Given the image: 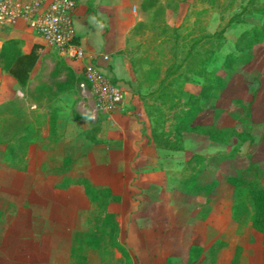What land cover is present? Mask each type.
Masks as SVG:
<instances>
[{
	"label": "rangeland",
	"instance_id": "374dc122",
	"mask_svg": "<svg viewBox=\"0 0 264 264\" xmlns=\"http://www.w3.org/2000/svg\"><path fill=\"white\" fill-rule=\"evenodd\" d=\"M115 1L117 14L113 25L119 40H126L122 52L130 62L141 57L147 40L155 39V45H159L161 40L179 34L178 42L183 46L185 40L195 41L202 39L204 33H216L221 24L236 17L217 44L203 40L212 50L207 68L216 87L201 95L204 79L181 73L187 79L183 101L197 96L199 100L195 103L196 111L187 117L186 131L180 134L184 141L182 152L167 158L181 166L183 161L196 156L194 168L188 171L186 182H179L177 170L172 168L169 173L173 180L159 188L129 193L126 189L127 198L115 205L120 212V206L139 202L137 207L144 206L141 217L156 220L154 232L145 230V236L153 238L145 247L150 260H137L119 229L111 230L106 238L110 239V247L114 240L119 243L122 234V249H115L113 255L108 254L107 246L98 245L97 239L96 245H91L95 235L85 234L88 225L86 230L75 232V254L72 256L71 251L70 259L65 246H51L46 236L58 220L59 207L82 209L80 205L85 207V203L81 201L82 189L56 190L63 174L46 176L43 166L69 156L76 163L72 176L83 177L76 172L82 168L78 156L85 152L81 147L85 140L82 129H96L102 121L107 124L104 120L108 117H100L94 100L83 97L78 85L80 72L56 78L60 59L48 51L44 54L48 58L39 62V67H44L42 88L28 87L17 95V86L8 82L1 88L0 82V264H264V202L259 195L254 196V192L264 190V13L243 12L250 0H170L177 9L164 14L159 12L167 0H158L160 8L155 12L144 11L149 0ZM158 18L162 19L160 24ZM166 25L179 30L173 34L171 29L165 30ZM159 26L160 36L156 33ZM139 67H135V85L144 78L143 71L149 69V65H144L143 70ZM130 83L125 82L128 86ZM153 85L155 88L156 83ZM123 87L125 99L132 100L130 95L135 94L131 87ZM153 87H136L143 97L139 98L145 114L151 115V137L155 130L162 135L164 120L157 123L163 111L154 102L157 98L149 95ZM66 93L71 99L67 105L64 101L57 103ZM4 100L13 102L1 105ZM60 104L61 109L64 107L59 117ZM60 134L62 141L69 142L54 149ZM10 140L18 142L16 145L23 141L27 147L22 172L5 167L6 143ZM28 173L37 178L35 183L29 180ZM93 184L105 187L104 181L96 180ZM163 205L169 214L162 213ZM89 207L91 211L92 206ZM198 209L199 219L195 218ZM79 214L80 210L77 217H71L75 225L79 223ZM97 246L100 252L94 248Z\"/></svg>",
	"mask_w": 264,
	"mask_h": 264
},
{
	"label": "crops",
	"instance_id": "0c3cea01",
	"mask_svg": "<svg viewBox=\"0 0 264 264\" xmlns=\"http://www.w3.org/2000/svg\"><path fill=\"white\" fill-rule=\"evenodd\" d=\"M76 1L77 12L75 25L79 40L86 51V61L94 63L105 75L111 78L112 81L120 86H124L128 90L129 86L125 84V82H135V69L132 61L130 62L129 59L124 58L123 45L126 40L122 38V40H119L115 25H113L117 14L116 1ZM90 8L93 9V11H90ZM138 22H140V20ZM10 38L22 40L26 52H29L32 45L35 43L43 45V40L32 33L24 23H19L13 28L2 31V33H0V47L4 40ZM28 40L29 42H27ZM43 49V54L48 52L44 47ZM39 62L32 73L31 80H34L36 72L41 70ZM64 62L72 69L75 76L80 72L81 64L78 62ZM0 82L2 85L1 88H4L3 85L8 82L17 86V95L21 93L20 90H24L18 87L17 82L11 76L1 70ZM29 86L35 88V85ZM26 88H28V86ZM124 90L125 89H123V91ZM130 96H132V100L129 101L124 98L123 103L119 106V110L117 109L113 115L108 117L107 120H104L107 124L102 121L101 125L99 127L97 126L96 129L91 126H86L82 129V135L85 140L82 142L83 146L81 147L85 152L78 156L80 158L79 164L82 168L76 172L77 175L80 174L83 177L85 176L93 183H95L96 180L104 181L105 187H109L118 198L116 202H113L109 206V212L115 215L119 223V231L125 234L124 243L132 249L136 259L143 262L147 259L150 260L149 253L145 247L153 239L152 237L150 238V236H145L147 235L145 234V230L149 229L154 232L157 228L153 226L156 220L146 221L147 219L145 220L141 217L142 213H144V206L137 207L140 205L139 202L125 208L120 206V212L115 210V205L120 203L124 197L127 198V195L124 193L126 189H128V193L131 190L138 192V189L140 190L141 188L143 190H153L156 187L159 188L160 184L165 185V182L173 180L171 177L172 175L169 173L172 168L177 170V178L179 182H181L182 172L187 160L183 161L181 166L177 163H172V160L167 158V156H176L182 151H170L155 145L149 132L150 126L148 117L145 114L144 107L141 106V99L137 95ZM59 99H57V103L64 101L66 105L68 100H71L68 99V93L60 96ZM11 102L13 101L4 100L1 105L11 104ZM59 107L60 117L62 116V109L64 106H62L61 109L60 104ZM100 117H102V115ZM60 133L64 134L62 131ZM61 134V137L57 135L59 139L56 140L54 149H57L60 144H67V142H69L68 140L66 142L62 141L61 139L63 136ZM54 163L56 164L59 162ZM75 164L76 163H74V165ZM9 170L13 169L9 168ZM13 171L22 172L24 170ZM28 174L29 180L35 183L37 178L35 179L34 174ZM46 176L49 175L46 174ZM30 187H32V184ZM76 189L83 190L80 196L82 199L81 201L85 203V207L82 205H80L82 209L75 207L72 209L68 205L59 207L57 211L59 214L58 220L53 223L54 227L50 228L46 236L51 246H65L69 259L74 246L75 232L86 230L88 225L87 219L91 203L87 198L83 186L72 185L67 189H56L58 191H73ZM160 208L164 209L162 211L163 214H169V210L166 211L165 205ZM78 210H80L79 223L80 221L81 223L80 225L79 223L75 225L71 217L72 215L77 217ZM151 210H156V207ZM151 214L154 216L153 211ZM200 215L201 210L198 209L195 218H201ZM120 237L119 244L123 245L121 240L122 234ZM57 259L58 257L56 256L55 260Z\"/></svg>",
	"mask_w": 264,
	"mask_h": 264
},
{
	"label": "trees",
	"instance_id": "16d2710c",
	"mask_svg": "<svg viewBox=\"0 0 264 264\" xmlns=\"http://www.w3.org/2000/svg\"><path fill=\"white\" fill-rule=\"evenodd\" d=\"M167 1L168 3L165 5V8H160V2L158 0H149L144 11L155 12L160 8L159 13L164 14V11L166 10L174 11L177 9V6L171 5L170 0ZM262 2L264 3V0H250L243 9V12H247L248 14L259 12L264 13V4L259 6V3ZM235 18L236 17L232 18L228 23L221 24L214 34L204 33L202 39L195 41L189 39V41H186V38L182 37V39L185 40L183 46L178 42V39L180 38L179 34L177 37L174 35L177 39L172 38L174 36H170L161 40L159 45H155V39L147 40L146 45L142 46L141 57L132 61L134 69L137 67V64H139V68H142L140 70H143L144 65H149V69L143 71L144 78L141 77L136 85L135 82L130 83L129 86L131 87L133 94L138 95L142 99L143 97H141L136 87L140 85L141 87L146 86L147 88H152L154 86L153 83H156V87H153L154 89L149 95L153 98H157L158 101L155 99L153 100L158 103L159 108L163 111L162 117L157 121V123L161 122L164 118L162 123L163 128L161 129L162 135L157 134V131L155 130L153 131L152 136L153 142L159 148L170 151L183 150L184 141L180 134H182L183 131H186L187 117L196 111L195 103L198 102L199 96L196 98H190L187 100L188 102L183 101V88L187 79H183L181 73L198 75L204 79L205 83L200 91L201 95L208 93L216 87L212 82L213 75L207 68L212 50L207 43H203V40L206 39L210 44H217L218 38H221L226 28L236 21ZM158 22L160 24L162 19L160 18ZM167 26L168 25L164 27L165 30L166 28H169ZM169 29H171L173 34H176L179 30L178 28ZM192 32L196 31L193 30ZM156 33H158V36L162 35V29L160 26ZM181 47H183L182 50ZM43 50V45L35 43L32 45L30 51L26 52L22 40L13 38L6 39L2 42L0 47V70L11 76L17 82L19 88L25 89L27 86L31 87L29 85H35V88H42L45 86V82L43 81L44 67L41 68L34 80H31V76L37 63L39 61L44 62L46 58H48L43 54ZM59 59L60 62L58 63L56 74H54L56 78H60L61 76H73L72 69L65 65V62L60 57ZM135 72H137V69H135ZM81 81L82 79L78 78V85ZM192 99L195 101L192 102ZM147 111L149 110L147 109ZM148 115V117L151 116L150 112ZM20 134L21 133L17 134L15 137L20 136ZM11 141L12 140L6 143V155L4 158L6 167L13 170H22L27 147L25 144H22L23 141L20 144H17L19 147L16 145L18 142ZM33 142L34 141H28V144ZM15 150L16 155L14 154ZM195 158L196 156H193L183 169L182 180L184 182H186V178L188 177V171L194 168L193 161ZM43 167L47 175L63 174L61 182L56 185L59 189H67L72 185L84 187L87 198L92 206L87 219L89 228L85 233H94L95 236L90 240L91 245H96L95 243L98 240V245L103 246V248L104 246H107L109 255H113L115 249H122L121 245L115 240L113 241V244L108 247L110 239L106 240L107 235L111 230L118 232L119 229V223L115 215L109 212V206L118 200L112 190L109 187L98 188L86 177L78 178L72 176L74 170L72 157L67 156L59 163H49ZM202 187L206 188L207 186L204 185ZM249 194H252V192ZM256 195H259L261 201L264 202V190L254 192V196ZM88 237L89 236H87V239ZM83 246L86 245L83 244ZM94 248L98 249V252H100L99 246ZM82 249L83 248L81 247V250ZM74 254L75 250L72 251V256H74Z\"/></svg>",
	"mask_w": 264,
	"mask_h": 264
},
{
	"label": "built area",
	"instance_id": "2783aa9c",
	"mask_svg": "<svg viewBox=\"0 0 264 264\" xmlns=\"http://www.w3.org/2000/svg\"><path fill=\"white\" fill-rule=\"evenodd\" d=\"M76 0H0V33L19 23L43 40V47L64 61L80 65L79 89L92 98L95 111L110 117L123 103L121 86L94 63L86 61V51L77 35Z\"/></svg>",
	"mask_w": 264,
	"mask_h": 264
}]
</instances>
